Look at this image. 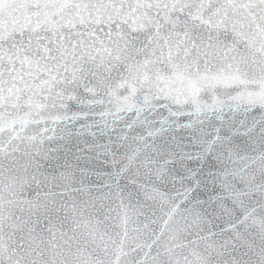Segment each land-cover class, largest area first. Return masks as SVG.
<instances>
[{"label": "snow or ice", "instance_id": "obj_1", "mask_svg": "<svg viewBox=\"0 0 264 264\" xmlns=\"http://www.w3.org/2000/svg\"><path fill=\"white\" fill-rule=\"evenodd\" d=\"M0 264H264V0H0Z\"/></svg>", "mask_w": 264, "mask_h": 264}]
</instances>
